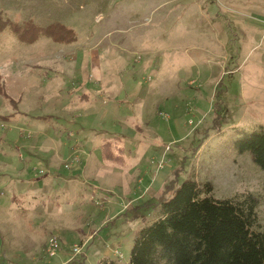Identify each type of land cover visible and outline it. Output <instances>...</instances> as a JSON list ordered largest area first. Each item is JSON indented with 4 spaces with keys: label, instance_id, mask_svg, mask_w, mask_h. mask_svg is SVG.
<instances>
[{
    "label": "rangeland",
    "instance_id": "1",
    "mask_svg": "<svg viewBox=\"0 0 264 264\" xmlns=\"http://www.w3.org/2000/svg\"><path fill=\"white\" fill-rule=\"evenodd\" d=\"M0 13V264L127 263L161 188L191 173L217 197L256 194L264 228V170L232 146L264 127V0Z\"/></svg>",
    "mask_w": 264,
    "mask_h": 264
},
{
    "label": "trees",
    "instance_id": "2",
    "mask_svg": "<svg viewBox=\"0 0 264 264\" xmlns=\"http://www.w3.org/2000/svg\"><path fill=\"white\" fill-rule=\"evenodd\" d=\"M1 19L0 31L8 22ZM232 146L264 170V127ZM259 205L249 191L217 197L213 182L193 173L179 185L172 178L157 194L156 218L135 232L129 261L103 256L98 264H264Z\"/></svg>",
    "mask_w": 264,
    "mask_h": 264
},
{
    "label": "built area",
    "instance_id": "3",
    "mask_svg": "<svg viewBox=\"0 0 264 264\" xmlns=\"http://www.w3.org/2000/svg\"><path fill=\"white\" fill-rule=\"evenodd\" d=\"M49 241H50V243L47 246L46 250L48 252V255L53 256L57 252L58 245H59V239H57L56 236H52ZM84 246H85V243L84 242L83 243H79V244H74L72 246V248H71V251H72V253L74 255H77L79 253H83Z\"/></svg>",
    "mask_w": 264,
    "mask_h": 264
},
{
    "label": "crops",
    "instance_id": "4",
    "mask_svg": "<svg viewBox=\"0 0 264 264\" xmlns=\"http://www.w3.org/2000/svg\"><path fill=\"white\" fill-rule=\"evenodd\" d=\"M79 146H80V145H79ZM68 262H69V261H67V260H65V259H64V260L61 259V260H58L57 263H55V264H68Z\"/></svg>",
    "mask_w": 264,
    "mask_h": 264
}]
</instances>
